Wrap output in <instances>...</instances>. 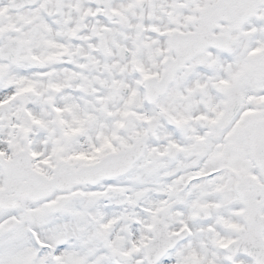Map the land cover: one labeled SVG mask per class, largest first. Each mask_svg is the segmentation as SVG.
<instances>
[{
  "label": "snow or ice",
  "instance_id": "1",
  "mask_svg": "<svg viewBox=\"0 0 264 264\" xmlns=\"http://www.w3.org/2000/svg\"><path fill=\"white\" fill-rule=\"evenodd\" d=\"M0 264H264V0H0Z\"/></svg>",
  "mask_w": 264,
  "mask_h": 264
}]
</instances>
